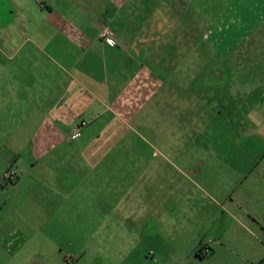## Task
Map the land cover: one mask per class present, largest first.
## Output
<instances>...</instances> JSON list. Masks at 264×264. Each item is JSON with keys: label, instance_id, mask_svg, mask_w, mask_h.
<instances>
[{"label": "rangeland", "instance_id": "1", "mask_svg": "<svg viewBox=\"0 0 264 264\" xmlns=\"http://www.w3.org/2000/svg\"><path fill=\"white\" fill-rule=\"evenodd\" d=\"M76 1L0 0V264H222L188 254L197 234L208 242L225 227L219 207L241 206L242 193L264 175V3L190 0L186 18L200 15L195 25L201 36L180 56V68L172 63L180 53L170 67L157 69L143 53L138 58L143 71L166 84L140 87L133 108L139 114L123 126L112 152L128 161L89 170L84 165L83 182L76 164L74 171L58 173L73 188L65 200L44 181L49 171L33 167L31 138L41 119L36 112H48L66 88L57 66L65 56L54 49L61 39L51 26ZM87 1L109 12L118 3ZM127 17L128 8L120 21ZM204 30H212L208 39H202ZM193 42L187 36L175 43ZM235 46L245 51L232 54ZM177 78L181 86L174 84ZM167 88L173 92L166 98ZM22 121L30 122L25 131ZM178 158L188 164H176ZM9 167L18 173L14 184L2 180ZM161 239H167L163 245Z\"/></svg>", "mask_w": 264, "mask_h": 264}, {"label": "crops", "instance_id": "2", "mask_svg": "<svg viewBox=\"0 0 264 264\" xmlns=\"http://www.w3.org/2000/svg\"><path fill=\"white\" fill-rule=\"evenodd\" d=\"M256 2L260 4L264 0ZM187 3L191 1L141 0L138 3L137 0H131L127 3L125 0H118V3L111 5L113 12H109L98 3L77 0L71 5L74 10L56 16V23L51 27L56 30L55 37L61 39V45L54 49H61L65 56L64 65L57 63V66L65 73L66 88L61 97L52 99L53 96L49 95L44 98L52 99L53 102L48 112H36L41 114V119L34 129L31 142L35 156L33 167L39 166L44 172L49 171L44 181L57 194L59 191L65 200L71 196L73 188L68 187L65 175L63 180H58V173L68 174L76 169L81 173L80 179L83 182L85 177L81 170L84 165L89 170L90 167L95 168L107 161L109 165H122V161H128L112 152L120 141L118 134L123 126H127V122L131 123L139 114L134 109L138 108L140 87L150 82L158 83L161 87L166 84L165 81L159 83L153 74L143 71V65L138 58L143 53V57L149 58L152 66L157 69L170 67L173 54L180 53L178 60L172 62L180 68L179 62L184 61L180 56L193 51L201 36V28L198 24L195 25V22H201V17L194 12L186 18L189 11ZM127 8L128 20L123 23L120 21L121 11ZM103 30L117 42L116 45L109 46L105 42L101 37ZM211 31L204 30L202 39H208L212 35ZM187 36L194 39L191 46L175 43L176 37L183 43ZM237 47L231 50L232 54L245 51H238ZM205 50L216 58V50H209V47ZM228 56L227 54L224 57L222 63L225 68L228 65ZM193 69L201 70L197 67ZM212 73L216 76L219 72L214 69ZM174 84L182 85L178 78ZM166 90L167 98L173 89ZM29 123L22 121L21 131H25ZM75 131L78 136L72 138ZM177 161L178 165L188 164L186 158H178ZM176 171L197 186L184 170L177 167ZM241 202V206L227 211L226 208L219 207L222 214L225 210L224 230L221 225V231L217 232L219 234L213 235L208 242L201 239L202 235L197 234L196 239H200L196 240L198 243H194L188 255L199 261L210 259L216 263L222 261V264H233L234 261L264 264V175L255 188L242 193ZM148 224L147 226L155 227ZM165 240L167 239H161L159 244L163 245ZM178 241L177 238L171 239L170 244L177 246ZM172 250L174 254L179 251L187 255L177 247H172ZM156 251L165 250L162 248Z\"/></svg>", "mask_w": 264, "mask_h": 264}, {"label": "built area", "instance_id": "3", "mask_svg": "<svg viewBox=\"0 0 264 264\" xmlns=\"http://www.w3.org/2000/svg\"><path fill=\"white\" fill-rule=\"evenodd\" d=\"M101 37L105 39V42L109 45V46H114V43L112 42V40L109 38L108 33L103 30L101 32ZM82 125H84L82 123ZM78 136V133L75 131L72 133L71 137L72 138H76ZM2 180L6 183V184H14L15 182H17L18 180V173L17 171L12 168L9 167L3 174H2Z\"/></svg>", "mask_w": 264, "mask_h": 264}]
</instances>
